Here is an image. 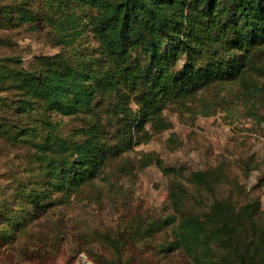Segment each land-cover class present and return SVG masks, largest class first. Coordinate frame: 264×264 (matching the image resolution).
Wrapping results in <instances>:
<instances>
[{
	"label": "trees",
	"instance_id": "16d2710c",
	"mask_svg": "<svg viewBox=\"0 0 264 264\" xmlns=\"http://www.w3.org/2000/svg\"><path fill=\"white\" fill-rule=\"evenodd\" d=\"M49 4L52 14L45 17L59 38L76 41L90 35L100 59L87 58L88 54H38L24 67L19 57L3 58L11 69L0 72V84L13 91V98L2 104L19 115L34 112L40 120V126L0 128V134L13 143L27 144L28 171H34L29 182L31 189L40 192L28 196L33 198L32 213L68 201L92 183L110 159L171 128L163 114L166 107H175L189 120L218 111L264 120L260 115L264 0H49ZM11 8L26 20L37 19L36 13L20 4L4 6L0 10L4 19H10ZM45 109L80 122L65 135L56 122L43 117ZM137 163L139 167L155 164L168 175L184 172L183 166L165 164L154 151L141 152ZM189 180L204 184L205 172H191ZM43 188L59 194L58 198L46 200ZM183 192L180 184L170 186L174 209ZM213 206L240 253L229 209L221 199ZM255 206L249 201L241 208L250 228L246 247L254 237ZM209 216L167 214L144 222V231L151 233L176 222L175 238L166 250L180 248L196 263L209 264ZM253 255V263L260 264Z\"/></svg>",
	"mask_w": 264,
	"mask_h": 264
},
{
	"label": "rangeland",
	"instance_id": "374dc122",
	"mask_svg": "<svg viewBox=\"0 0 264 264\" xmlns=\"http://www.w3.org/2000/svg\"><path fill=\"white\" fill-rule=\"evenodd\" d=\"M18 4L31 9L37 19L26 20L13 8L10 19L0 13V72L11 69L5 56L19 57L24 67L38 54H88L87 58L100 59L90 35L76 41L59 38L45 17L52 14L49 0H0V10ZM12 92L0 84V128L40 126L38 114L19 115L2 104L13 98ZM163 114L171 128L110 159L101 174L67 202L34 213L33 198L28 196L40 192L31 189L29 182L34 171H28L27 144L13 143L0 134V264H119L118 260L121 264H198L180 248L166 250L175 238L176 222L151 233L144 231V222L167 214L179 218L187 212L210 215L209 264H254L252 253L264 264V120L241 114L229 117L221 111L189 120L173 106ZM42 115L56 122L65 135L80 122L56 110L45 109ZM260 115L264 118V109ZM146 151H154L167 165L183 166V175L164 174L155 164L139 167L137 160ZM198 170L205 172L206 183L195 185L189 175ZM174 182L184 187L176 209L169 195ZM42 190L46 200L59 196ZM217 199L229 209L240 253L215 217ZM249 201L256 205L255 230L246 247L250 228L241 208Z\"/></svg>",
	"mask_w": 264,
	"mask_h": 264
},
{
	"label": "bare ground",
	"instance_id": "6f19581e",
	"mask_svg": "<svg viewBox=\"0 0 264 264\" xmlns=\"http://www.w3.org/2000/svg\"><path fill=\"white\" fill-rule=\"evenodd\" d=\"M89 264H91V263H89Z\"/></svg>",
	"mask_w": 264,
	"mask_h": 264
}]
</instances>
